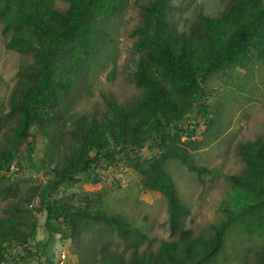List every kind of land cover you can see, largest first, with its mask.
<instances>
[{"label":"trees","instance_id":"16d2710c","mask_svg":"<svg viewBox=\"0 0 264 264\" xmlns=\"http://www.w3.org/2000/svg\"><path fill=\"white\" fill-rule=\"evenodd\" d=\"M63 1L64 10L56 0H0L5 48L33 58L18 68L8 111H0V203L5 204L0 210V264H28L41 256L45 264H56L61 254L53 253L49 242L68 235L80 241L87 234L100 240L99 224L133 250L131 264H229L231 239L243 234L261 240L254 264H264L263 138L238 146L245 168L227 177L231 192L223 203V218L199 236L184 227L190 210L168 174L170 162L178 160L199 179L214 175V169L193 164L185 147L194 145V128L202 124L209 131L211 126L207 79L264 61V0H229L217 16L198 8L187 29L173 22L172 0L140 4V22L130 36L137 56L132 83L141 95L126 105L105 99L107 112L101 118L73 112V100L87 89L90 68L104 48V22L117 16L124 0ZM184 120L190 123L186 128ZM37 135L46 141L42 166L50 178L22 190L11 168L24 169V149L32 165ZM145 147L156 155L130 157ZM124 162L142 177L147 190L166 199L175 240L162 242L155 256L140 255L145 236L120 217L96 206H77L76 195H58L63 187L99 183L100 163L117 168ZM35 202L46 216L45 243L35 242ZM105 252L106 247L101 263L114 264Z\"/></svg>","mask_w":264,"mask_h":264},{"label":"rangeland","instance_id":"374dc122","mask_svg":"<svg viewBox=\"0 0 264 264\" xmlns=\"http://www.w3.org/2000/svg\"><path fill=\"white\" fill-rule=\"evenodd\" d=\"M147 1L124 0L117 16L111 22H104V48L90 68L87 89L73 100V112L89 118H101L107 112L105 99L126 105L141 95L132 83L137 56L132 49L134 39L130 34L140 22L139 5ZM228 1L172 0L173 22L178 29H187L196 18L198 8H202L207 15L217 16ZM55 5L60 10L67 7L63 0H56ZM5 41V37L0 36L1 113L8 111V99L18 68L33 62L31 55L7 50ZM112 70L113 76H110ZM204 91L210 109L211 126L209 131H204L202 124L197 129L192 124L190 129L197 131L194 145L185 148L193 164L214 169V175H204L199 179L178 160L170 162L168 168L181 202L190 210V216L183 225L192 230L193 236L207 232L210 225L217 224L223 218V203L231 192L227 177L240 175L245 168L238 146L258 138L264 139V61L249 64L246 69L213 74L207 79ZM188 124L184 120L183 128ZM45 143L43 137L37 135L35 150L30 156L32 165L29 166L25 160L29 155L24 149L20 159L24 169L11 168L22 190L33 184H43L50 178V174L44 170L46 165L42 166ZM137 153L144 159L155 156L156 150L145 147L130 157L133 158ZM97 171L99 183L82 182L80 185L63 187L58 195H76L73 204L86 209L96 206L109 215L120 217L145 236L139 246L140 255L155 256L162 242L175 240L170 236L166 199L158 192L147 190L142 177L127 162L117 168L105 167L100 163ZM38 206L35 202L33 208L38 210L35 242L45 243L48 239V231L44 226L46 216ZM4 208L5 204L0 203V210ZM103 226H95L101 235L96 234L95 237H100V240H93L91 234L83 235L81 242L71 235L63 239L56 236L48 245L52 247L53 253L65 254V259L59 264H102L100 257L104 247L107 258L114 264H131L133 250L126 249L123 240L116 233L103 230ZM230 244L226 250L233 256L229 264H254L255 253L262 246L258 237L244 234L233 236ZM45 262L43 256L40 260L27 261L28 264Z\"/></svg>","mask_w":264,"mask_h":264},{"label":"built area","instance_id":"2783aa9c","mask_svg":"<svg viewBox=\"0 0 264 264\" xmlns=\"http://www.w3.org/2000/svg\"><path fill=\"white\" fill-rule=\"evenodd\" d=\"M65 259V254H61L59 258H57V262L56 264L62 263V261Z\"/></svg>","mask_w":264,"mask_h":264}]
</instances>
